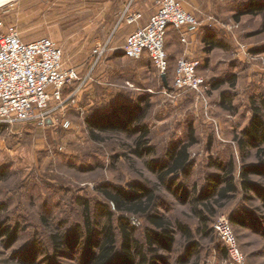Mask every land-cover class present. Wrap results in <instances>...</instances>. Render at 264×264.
<instances>
[{"label":"rangeland","instance_id":"obj_1","mask_svg":"<svg viewBox=\"0 0 264 264\" xmlns=\"http://www.w3.org/2000/svg\"><path fill=\"white\" fill-rule=\"evenodd\" d=\"M158 1L129 0L124 8L110 11L107 0H0V20L7 27H15L26 43L53 40L63 51L64 66L77 72L79 80L64 90L65 100L85 82L75 103L65 105L44 127L27 124L0 131V174L5 176L0 204L8 207L1 220L14 234L12 241L0 237V264H86L89 258L82 247L55 255L52 230L60 235L82 231L79 202L92 208L105 204L98 191L103 185L129 190L132 183L155 184L148 164L165 163L167 151L179 142L189 143L191 136L196 140L191 149L195 167L187 186L196 185L198 192H204L209 177L220 174L211 163L231 159L240 183L243 165L236 138L252 118L250 99L264 94V51L258 52L264 49L263 18L236 20L249 0H181L184 9L202 22L201 38L211 34L226 45L214 50L207 62V56L197 59L208 84L204 94L181 91L174 86L173 70L164 78L148 57L130 60L115 53L117 48L122 52L129 35L155 14ZM125 13H140L143 18L138 25H128L121 22ZM101 49L105 52L99 56L96 51ZM222 94L233 97L232 110L221 107ZM126 111L144 116L142 123L151 132L149 146L155 151L152 157L140 159L130 150L137 137L95 132V138L90 132L88 120L117 119ZM64 121L71 126L64 128ZM246 162H257L254 152ZM252 180L264 185L256 177ZM157 195L159 210L176 228L181 225L192 231L198 242V255L190 264H235L223 255L225 246L216 224L222 218L230 220L234 213L260 210L259 232L234 225L233 230L244 264H264V207L255 195L250 194L255 199L248 201L240 192L211 218L207 235L190 205L162 188ZM130 222L144 242L146 222L137 217ZM187 245L178 230L174 251L162 253L158 264H178Z\"/></svg>","mask_w":264,"mask_h":264},{"label":"trees","instance_id":"obj_2","mask_svg":"<svg viewBox=\"0 0 264 264\" xmlns=\"http://www.w3.org/2000/svg\"><path fill=\"white\" fill-rule=\"evenodd\" d=\"M243 16L262 17L264 21V0H249L236 20L240 21ZM204 42L207 53L226 48L223 41L217 40L211 34L205 35ZM260 51L264 49L258 52ZM235 80L231 83L232 87L236 85ZM220 87L219 83L215 85V89ZM221 107L232 110L233 98L223 94ZM250 108L252 113L250 123L241 132L240 137L236 138L243 165L239 173V184L236 180V165L231 159L225 164L211 163V167L217 169L220 174L209 177L208 187L204 192H198L196 185L187 186L195 167L191 160V149L196 145V140L191 136L189 143L179 142L167 151L165 163L148 164L150 172L156 177L155 184L132 183L128 186L129 190L106 184L98 188L105 204L97 203L92 208L90 203L80 201L84 228L82 231L77 228L71 234L65 235L52 230L51 243L54 254L64 253L74 247H82L89 258L86 264H158L157 261L163 259L162 253L169 254L174 251L177 231L180 230L188 245L184 257L179 259L178 264H190L195 255H198V242L194 241L192 231L181 225L176 228L159 210L161 202L157 192L162 188L171 193L181 204L190 205L192 213L205 227L203 231L206 235L211 218L217 216L219 210L231 204L240 192H243L248 201L255 199L250 194L255 195L264 207V185L252 180L256 177L264 181V94L253 96L250 99ZM113 119V117H96L88 120L90 132L95 138H97L95 132L125 135L130 139L137 137L130 149L135 156L144 159L155 154L148 142L151 132L142 123L144 116L136 117L126 111L119 114L117 119ZM6 128L8 127L0 126V131ZM251 152L255 153L257 159L255 164L246 162ZM3 180L5 176L2 173L0 183ZM6 211L8 207L0 204V237H8V240L12 241L14 234L2 225L1 215ZM259 211L245 210L234 213L230 216V223L232 227L234 225L252 228L259 232L262 221L258 216ZM132 217L142 218L147 224L143 231L144 242L136 236V230L130 222ZM222 252L227 258L229 254L226 247H223Z\"/></svg>","mask_w":264,"mask_h":264},{"label":"built area","instance_id":"obj_3","mask_svg":"<svg viewBox=\"0 0 264 264\" xmlns=\"http://www.w3.org/2000/svg\"><path fill=\"white\" fill-rule=\"evenodd\" d=\"M142 18L140 13H125L121 22L126 20L128 25H138ZM203 28L202 22L184 9L181 0H159L157 11L148 23L127 38L125 58L141 60L147 55L165 78L170 69L166 48L169 30L180 32L182 43L187 44L188 36L197 35ZM104 52V49L96 51L99 56ZM200 68L199 60L181 57L175 69V88L204 94L208 84L200 75ZM78 80L77 72L64 66V54L56 42L43 38L26 43L15 27H7L0 20V126L35 124L44 127L65 105L75 103L85 82L67 100L64 90ZM70 126L69 121L63 122L64 128ZM215 229L231 260L244 264L245 258L230 220L222 218Z\"/></svg>","mask_w":264,"mask_h":264},{"label":"crops","instance_id":"obj_4","mask_svg":"<svg viewBox=\"0 0 264 264\" xmlns=\"http://www.w3.org/2000/svg\"><path fill=\"white\" fill-rule=\"evenodd\" d=\"M125 1L129 2V0H107L106 6L108 8H110V11H111L112 7L114 8V11H117L119 8H122V6H123V8L125 7L124 6L125 3L127 4V2H125ZM148 21H149V19H148ZM148 21L146 22V24L148 23ZM181 36H182L181 33L176 31V30H169V32H168V36L166 39V48H167V52H168L169 58H170L171 71L173 70L175 72L177 61L181 57H188L191 59H199V57L201 58L203 56H207L206 60L208 61L209 57H211V55H212L211 54L212 52L207 53L205 51V48L207 47L205 42H204L205 36L203 38H201L200 34L189 35L187 44L182 43V41H181L182 37ZM124 48H125V46H124ZM117 50H118V52H115V53L118 55H123L125 58L124 49L122 52L119 51V50H121V48H117ZM144 57H148V56L145 55ZM148 59H149V57H148ZM149 61H150V59H149ZM150 63H151V61H150ZM151 65H152V63H151ZM201 67H202V63H201ZM232 88H235V87H232Z\"/></svg>","mask_w":264,"mask_h":264}]
</instances>
